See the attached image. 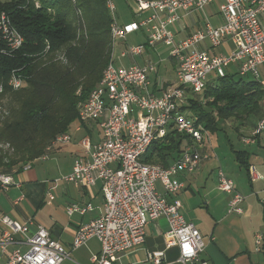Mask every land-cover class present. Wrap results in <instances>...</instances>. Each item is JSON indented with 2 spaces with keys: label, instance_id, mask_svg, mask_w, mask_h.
<instances>
[{
  "label": "built area",
  "instance_id": "1",
  "mask_svg": "<svg viewBox=\"0 0 264 264\" xmlns=\"http://www.w3.org/2000/svg\"><path fill=\"white\" fill-rule=\"evenodd\" d=\"M105 1L112 14V53L101 79L79 103L77 115L81 124L75 127V131H80L82 124H95L100 138L80 139L81 154L74 158L70 173L63 177L87 188L100 181L103 212L81 225L71 245L66 247L53 239L41 224L35 223L34 230L28 234L34 223L32 218L18 222L0 211V251L6 254V264H60L69 257L71 249L94 237L100 250L91 256V263L113 264L120 253L143 246L148 221L165 218V246L177 247L178 261L206 264L198 259L204 247L200 232L185 220L182 203L175 197L184 187L177 176L193 172L210 156L197 146L204 143L209 132L186 109L187 98L201 94L209 81L224 76L233 64L239 76L259 81V70L264 65V0H134L136 19L126 23L115 19L113 0ZM35 4L38 6V2ZM207 6L216 8L222 22L215 25L207 20L204 26L194 23L188 35L177 38L178 30L186 24L184 20ZM136 31L143 32L144 42L129 45L119 54L120 58L128 57L131 63L114 65L115 41L125 40ZM0 37L10 50L19 48L23 42L2 10ZM158 45L167 50L158 53ZM221 45L223 52L214 50ZM150 51L160 56L159 61L136 62V58ZM166 59L174 63V83L166 84L150 77L157 73L159 62ZM8 84L17 89L22 80L12 74ZM171 130L191 139L179 156L167 167L142 162L140 158L148 146ZM263 131L264 116L257 121L251 135L242 140L254 143L255 136ZM71 139L68 132L58 134L46 150ZM29 168L30 163L25 164L22 171ZM248 174L252 181L263 179L253 165H249ZM13 175L0 173L2 189L20 185ZM157 182L162 191L157 188ZM217 188L232 195L228 212L240 214L244 197L235 191L233 181L222 170L218 171ZM21 199H16L14 204L18 205ZM87 209L89 204L83 208L72 206L68 211L83 213ZM261 240L262 236L256 234L257 246ZM11 244H25L27 249L14 248L8 252ZM147 258L150 264H162L163 252H151Z\"/></svg>",
  "mask_w": 264,
  "mask_h": 264
},
{
  "label": "trees",
  "instance_id": "2",
  "mask_svg": "<svg viewBox=\"0 0 264 264\" xmlns=\"http://www.w3.org/2000/svg\"><path fill=\"white\" fill-rule=\"evenodd\" d=\"M35 1L0 0V10L23 37L15 50L0 37V100L8 101V114L0 118V145L12 149L8 154L0 149V173L5 174H16L45 155L58 134L68 132L73 139L81 124L79 103L101 79L112 53V14L105 0H38V6ZM12 74L22 80L17 89L8 84ZM263 106L259 81L226 71L201 94L188 96L186 109L213 133L227 119L254 128ZM94 128L82 124L78 134L92 137ZM190 142L188 135L171 130L153 141L140 160L167 167ZM231 151L248 173L245 152Z\"/></svg>",
  "mask_w": 264,
  "mask_h": 264
},
{
  "label": "crops",
  "instance_id": "3",
  "mask_svg": "<svg viewBox=\"0 0 264 264\" xmlns=\"http://www.w3.org/2000/svg\"><path fill=\"white\" fill-rule=\"evenodd\" d=\"M212 20H214L213 23L215 25L219 24L215 18L212 17ZM191 26L192 25L189 26L186 23L183 28H177V30H179L176 37L182 38L188 35L191 31ZM219 48L221 52L224 51V46L221 45ZM152 55H155V53L150 51L146 58ZM151 76L152 74L150 77ZM259 76H264V65L260 67ZM262 81L263 82H259L264 87V79ZM167 83H169V81H167ZM262 116H264V106L261 117ZM257 119L255 123L259 120ZM223 122L219 124L220 129L225 128L221 126ZM235 126L238 127V135L239 133L241 134L239 137L240 141L250 136L254 129L251 124H246L245 126L236 124ZM235 126L232 127L235 128ZM98 130L96 126L92 133L93 140H98L100 138ZM74 132L75 135H73V139L69 142L70 146L68 149L71 155L70 164L60 177H58V174H60L62 170L57 165L56 179L53 181L46 178L37 179L36 176L28 174L27 169L25 171L21 170L13 175L14 180L20 183L19 186L13 185L6 190L2 189L0 186V211L2 213L7 214L18 222H24L32 218L34 223L30 226L28 234H31L34 230L35 223L41 224L48 230L53 239L59 241L66 247L71 245L74 234L81 225L89 223L102 214L104 204L100 181H97L92 187L87 188L81 184L63 179L64 176L70 173L74 158L81 154L79 141L82 137L78 134L80 131ZM255 138H257V140L259 139L257 144H262L261 140H263L264 144V131L255 136ZM69 143H66V145ZM63 145L65 144L53 146L46 152V156L43 158V155L41 158L48 159L50 154L54 155L56 150L60 149ZM206 148L207 147H204L201 150L207 152ZM233 148L235 149V147ZM235 150H242L245 152V159L249 165L254 166V163L251 161L252 156L250 158L252 154L254 157L260 155L264 158V146L260 147L259 145L257 148H253L251 152L247 149ZM232 155L234 159H236L235 155ZM209 158L210 156L205 160ZM205 160H202L193 172L181 173L177 176L184 184V187L180 189L175 196L182 203V213L185 220L193 223L200 232L204 247L199 253L198 259L199 261H204L206 264H253L250 254L253 249L252 240L255 239L256 233L249 232L247 218L251 216L255 206L253 203L244 204V199L240 203L242 209L240 214L228 212V201L232 195L217 188L218 171L221 169L215 172L208 186H204V182H199L200 178L203 176L205 177V166L203 162ZM199 166L202 168H199ZM240 167L242 166L240 165ZM258 172L263 177L261 180H264V169ZM245 175L248 183V197L254 196L256 202L261 204L262 211L264 212V183L261 182V180H250L246 170ZM233 184L237 192L235 183ZM201 189H203L202 194H200ZM20 197H22V199L19 204H14V201ZM87 204L90 205V209H87L83 213L79 211L70 213L68 211L72 206L83 208ZM201 205H203L205 209H201ZM166 230L167 222L165 218H158L149 224L147 223L145 226L146 236L143 246L126 253H120L113 264H150L147 255L151 252L158 251L163 252L162 264H191V262L182 263L178 261L179 253L176 246H165L163 236ZM259 246L261 247H254V251L263 252L264 255V233L262 234V240ZM14 248L25 251L27 245L11 244L7 251L9 252ZM99 250L100 245L98 240L91 237L85 244L76 249H71L69 257L60 264H92L90 260L91 256L98 253ZM0 264H6V254H2L1 251Z\"/></svg>",
  "mask_w": 264,
  "mask_h": 264
},
{
  "label": "rangeland",
  "instance_id": "4",
  "mask_svg": "<svg viewBox=\"0 0 264 264\" xmlns=\"http://www.w3.org/2000/svg\"><path fill=\"white\" fill-rule=\"evenodd\" d=\"M216 1L218 2L221 0H216ZM37 2L39 3L38 0L35 1V3ZM113 3L115 6L113 14L115 19L119 23H126L133 20V18H135L134 12L136 10V4L134 0H113ZM215 12L217 13L215 7L207 6L204 8L202 12H197L193 16H188L184 21L189 26L193 25L194 23H198L200 26H204L207 20L213 23L214 20H212V17L218 21L217 23L222 22L221 16L218 13L215 14ZM144 37L145 36L142 31H136L128 35L125 40L115 41L113 54H112V58L114 59V65L116 66L129 65L131 62L128 59V57L120 58L119 57L120 52L129 45H135L144 42ZM156 49L160 54L164 53L167 50L166 47H162L161 45H158ZM214 50L220 52V48H216ZM56 56L57 58H61L60 53H58ZM146 56L147 55L144 54L143 58H146ZM159 57L160 56L158 55H152L146 59L150 58V60L156 61L157 59H159ZM143 58H136L135 60L137 63L143 64L145 60ZM173 66L174 63L170 59L160 61L158 65L157 73L152 74L151 78L156 79L158 81L163 80L166 84L167 81H169V83H174L176 79H175ZM227 71L230 73H234L235 77L238 76V73L236 72V65L234 64L229 66L227 68ZM263 79L264 76H259L260 82H263L262 81ZM7 107H8L7 99H1L0 118L8 114ZM236 124L237 122L233 119L225 120L221 125L225 128H221L220 130H217L213 133L209 132L204 136V141H203L204 143L201 145L197 144L199 149L207 147L206 151L210 155V158L208 160L203 161L205 166L204 169L205 177L203 176L204 178L203 177L200 178L199 182L202 183L204 182V186H208L209 181H211V178L214 176L215 172L221 169L228 177H230L234 181L233 183H235L237 192H239L245 199L244 204L246 205L249 203L254 204L255 207L253 209V212L251 213V216L247 218V222H248L247 226L249 232L256 233L262 236V234L264 233V212L262 211V206L261 204L256 202L254 196L248 197L247 195L248 183L245 175V170L243 167H240V163L238 162V160L234 159L232 155L234 153L231 152V147H235V149H247L251 152L253 148H257L259 145L260 147L264 146V144H263V140H261L262 144H257L259 140V139L257 140V138L254 139L255 141L254 143H245L243 141H240L237 131L232 127L235 126ZM69 146L70 143L61 146L60 149L56 150V153L54 155L50 154L48 159L39 158L37 160L29 162L31 168L27 170L28 174L36 176L37 179L46 178L53 181L54 179H56V165H57L62 170V172L58 174V177H60L62 173L65 171V169L68 167V165L70 164L71 155L68 152ZM0 149L6 154L12 152V149H10L6 144L0 145ZM250 158L252 159L250 160L254 163V166L258 171L264 169L263 157H261L260 155L254 157L252 154L250 155ZM201 166H199V168ZM261 182L264 183V180H261ZM157 188L160 191H162L159 182L157 183ZM202 193H203V189L200 190V194ZM201 206H200L201 209H205L203 205ZM147 223L149 224L150 221H148ZM255 242H256L255 239L252 240L253 249L250 254L251 261L253 264H263V256H264L263 252L254 251V247L257 246ZM257 247H261V246H257Z\"/></svg>",
  "mask_w": 264,
  "mask_h": 264
}]
</instances>
